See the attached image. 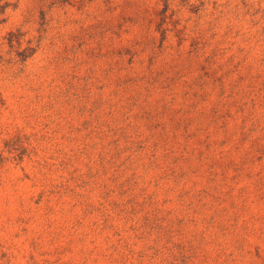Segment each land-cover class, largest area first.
Segmentation results:
<instances>
[{
  "label": "rangeland",
  "instance_id": "rangeland-1",
  "mask_svg": "<svg viewBox=\"0 0 264 264\" xmlns=\"http://www.w3.org/2000/svg\"><path fill=\"white\" fill-rule=\"evenodd\" d=\"M0 264H264V0L0 8Z\"/></svg>",
  "mask_w": 264,
  "mask_h": 264
},
{
  "label": "trees",
  "instance_id": "trees-1",
  "mask_svg": "<svg viewBox=\"0 0 264 264\" xmlns=\"http://www.w3.org/2000/svg\"><path fill=\"white\" fill-rule=\"evenodd\" d=\"M16 1L18 0H0V8L5 10L9 6H11L13 2H16ZM167 7H168V4L166 3L165 8L167 9Z\"/></svg>",
  "mask_w": 264,
  "mask_h": 264
}]
</instances>
